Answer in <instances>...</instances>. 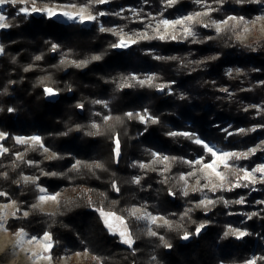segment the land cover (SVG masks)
Returning a JSON list of instances; mask_svg holds the SVG:
<instances>
[{
    "label": "trees",
    "instance_id": "trees-1",
    "mask_svg": "<svg viewBox=\"0 0 264 264\" xmlns=\"http://www.w3.org/2000/svg\"><path fill=\"white\" fill-rule=\"evenodd\" d=\"M44 3L105 14L82 25L19 12ZM132 9L150 20L200 15L192 35L148 37L122 49L114 46L121 38L112 27L144 25L130 19ZM259 11L255 0L10 3L9 28L0 33V132L6 135L0 201H15L19 217L10 218L7 229L50 234L55 261L88 253V264H242L252 256L264 264V180L243 177L264 160V150L233 157L219 186L201 170L212 154L195 142L200 136L245 154L264 139V40L253 46L239 41L245 22ZM231 16L237 21L219 30L214 25ZM228 66L232 77L225 74ZM238 67L242 73L234 72ZM242 80H250V90L241 91ZM195 81L198 87L190 85ZM46 88L57 97L48 98ZM227 124L234 131L229 136L221 132ZM33 135L55 156L16 140ZM38 186L62 193L53 212L38 206ZM206 193L212 203L205 206ZM134 206L169 223L141 222ZM101 209L126 220L133 246L108 231ZM238 230L246 235L238 237Z\"/></svg>",
    "mask_w": 264,
    "mask_h": 264
},
{
    "label": "rangeland",
    "instance_id": "rangeland-1",
    "mask_svg": "<svg viewBox=\"0 0 264 264\" xmlns=\"http://www.w3.org/2000/svg\"><path fill=\"white\" fill-rule=\"evenodd\" d=\"M105 1H107V0H105ZM17 2H22L25 4L27 2V0H17ZM255 2H257V0H255ZM257 3H259V5H260V11L257 14H255L252 19L247 20L245 22V27L243 29V32L239 35V41L246 46H253L251 44L253 41H263L264 40V0H258ZM9 4L10 3H6L5 5L0 6V14H3L6 16V20L3 21V23H5L7 25L6 27L0 28V33H1V31L9 28L8 15H7V10H8ZM33 7L39 9V11H32L31 9ZM23 8H27L28 12L25 13V12L21 11V9H23ZM23 8H21L19 12L22 14H25L27 16H30V15H46L47 17L55 18V19L64 21L66 23H80L82 25H90L93 22H95L97 19H99V17L101 16V14H99V15L93 14L88 6H78V5H74V4H47V3H44L40 6L34 5L32 7H30L26 4V5H24ZM45 9H51L55 14L49 15L47 11H44ZM81 10H83L84 17H85L83 22L80 21V17H79ZM64 12L72 13L73 16L76 17V19H69L67 16L62 15V13H64ZM204 12L209 13V12H211V9H206ZM102 13L105 14V12H102ZM199 14H200V12H199ZM89 15L95 16L96 18L94 20H89V19H87V17ZM188 16H192L193 20H191V21L187 20L186 17H188ZM188 16L175 18V19L163 18L162 20H150V18L147 19L146 12L132 9V10H130V15H129L130 19H132L133 22L144 21L143 27L139 28V29L135 28V30H133V31H128V30H123V29L117 30V27L113 26L112 30L115 32L118 31L120 38L125 41V44L122 46H119V47L122 49H129L140 39H145L148 37H161V36L164 37L163 39H166L168 37H173V35H175V33H180L183 31L187 32L185 29H190L191 31H193L194 25H195L196 21L198 20V16H197V13L192 14V15H188ZM231 17H235V16H231ZM163 20H168L170 23L168 25H164L162 23ZM177 20H184V23L183 24H177V23H175ZM226 21H228V19ZM234 21H237V18ZM224 22L225 21H218L214 25L216 27H217V25H219L220 26L219 29H221L224 26H226V24H227ZM0 49H2V51H0V56H1L3 53L1 36H0ZM233 70L234 69L232 67L228 66L225 68L224 71L228 77H232L233 76L232 75ZM234 72L242 73L243 70H242V68L238 67L236 69V71H234ZM151 80H152V76L149 75L146 81L150 82ZM260 83H262V82L259 81L258 84H260ZM190 85L194 86V87H198V85H200V82L195 81L194 83H192ZM240 85L242 86L241 91L251 89L250 80L245 81V82H244V80H242ZM47 95H48V98H50V99H55L57 97V94L54 91H53V94L50 95L47 93ZM182 95H184V94L182 93ZM230 95L231 96L235 95V91L231 90ZM257 107H259V106H257ZM217 125H219V124H217ZM253 128H255V126ZM240 130L245 131L244 128H242ZM223 131H226L227 136L234 133V131L231 128V124H227V126H223L221 128V132H223ZM34 136L40 138V136H38V135L17 136L16 140H17V138H22V139H25L28 141L27 143H23V144L43 146L41 138H40L38 143L32 142L31 138ZM5 137H6L5 134L3 135V137H0V157L6 151L5 148L3 147V144H2V141L4 140ZM197 139L202 141L201 144L203 146H204V144H207L209 147H211L213 149V151L217 152V155H222L225 152L241 154L240 151H238V150L221 148L217 145L216 142L207 141L203 137L201 138L200 136H198ZM20 144H22V143H20ZM43 148H44L43 150L46 151L50 155V157L55 156V153L53 151H51L50 149H48L44 146H43ZM253 149H255V151H252ZM206 150H207V148H206ZM259 150H264V139L260 140L256 145L250 147L246 151L245 156H248V155H250L256 151H259ZM158 156L159 155H157V157ZM239 156H241V155H238V157ZM233 157H235V156L229 157L227 159L228 167H225L224 162L222 160H219L216 158V156H213L212 160H210L209 162H206L204 165L212 164L214 162L216 171H213L212 169H209V168H205L204 165L202 166L201 170L216 185L222 186L223 184H225V182L227 180V170L230 168V161ZM199 160H201V159H199ZM163 161H165V158H163ZM259 168H264V160L260 161L252 170H246L243 177L245 179L251 180L252 182H254V184H256V182H258V181H263L264 180V173L256 171V169H259ZM193 172H195V170ZM216 172H219L224 177V179L221 180L220 176H218L216 174ZM246 173H251V176L246 178ZM25 180L26 181H37L38 179L35 177L27 176L25 178ZM188 184L189 185L186 187V190H188L191 187V184L190 183H188ZM38 188L40 189L39 200L37 203L38 206L41 208V210H43L45 212H48V213L53 212L59 203V200H60L62 193L51 194L44 187L38 186ZM201 188L206 190L205 186H203V185L201 186ZM41 189H43V191H41ZM46 196H56V199L55 200H41V197H46ZM207 201H211V200L206 193L205 197L203 198L201 203L205 206L209 205L210 203H207ZM133 210H138V211H136V215H133V216H135L136 219H138L137 217H140L142 215H146L147 217H156L157 218L155 223H152L150 218L138 219L139 221L147 223L149 225L168 224L169 223V219H167L164 215L154 214L153 212L146 210L140 206H134L132 208V212H133ZM18 211H19V207L15 201H7V202H1L0 201V264H88L87 259L90 257V255L88 253H75L72 255L64 256L60 261H55L50 254L52 248L54 247V244L51 241H50L52 244L51 250L49 252L44 251V243L45 242H44L43 238L45 235H43L41 237L32 236V235L28 234L27 232L21 230V231H23V233H25V237H24V243L19 244L18 242L20 240V237L18 236V233H20L21 231L16 232V233H12L11 231H9L7 229V223L9 221V219L19 217ZM28 214H29V211H24V216H28ZM115 216L120 217L123 220L124 224L121 225V224H119L118 221H116L114 219L110 220V223L112 225V229H110L106 225L108 231L112 235L118 236L124 245L133 246V244H134L133 237H132L131 230H130L126 220L121 216H117V215H115ZM102 219L104 221L103 217H102ZM104 223H105V221H104ZM122 227L127 228V231L130 234L131 239H132L131 245L124 243L123 238L119 235V232L122 229ZM203 228H204V226H200L199 232L203 231ZM113 230H115V231H113ZM238 232L245 233L243 230H238ZM48 235H50V234H48ZM50 237H51V235H50ZM29 240H32L34 242L29 243L28 242ZM33 253H36V255L33 256ZM47 256H50L51 259L49 260L46 258H41V257H47ZM253 262H254V264H259L257 261V256H252L248 261H245L242 264H253Z\"/></svg>",
    "mask_w": 264,
    "mask_h": 264
},
{
    "label": "snow or ice",
    "instance_id": "snow-or-ice-1",
    "mask_svg": "<svg viewBox=\"0 0 264 264\" xmlns=\"http://www.w3.org/2000/svg\"><path fill=\"white\" fill-rule=\"evenodd\" d=\"M16 2H17V0H0V6L5 5L6 3H12V4H15ZM100 2L103 3V2H105V0H100ZM168 2H169V4H172V3H175V0H168ZM257 2H258V0H257ZM31 10H32V11H39V9H37V8H35V7H33ZM21 11L27 13V12H28V9H27V8H23V9H21ZM44 11H47L49 15H54V14H55L51 9H45ZM62 15L67 16L69 19H76V17L73 16V14H72V13H69V12H64V13H62ZM101 15H103V13H101ZM199 15H200V14L197 13V16H199ZM79 17H80V21L83 22V20H84V18H85V17H84V12H83V10H81V12H80V14H79ZM95 18H96V17H95V16H92V15H89V16L87 17V19H89V20H94ZM186 19L189 20V21H191V20H193V17H192V16H188V17H186ZM5 20H6V16L3 15V14H0V28H2V27H6V26H7L5 23H3V21H5ZM228 20H236V17H229ZM227 22H228V21H225L224 23H227ZM240 22H241V23L244 22V21H243V18L240 19ZM162 23H163L164 25H168L170 22H169L168 20H163ZM175 23H177V24H183V23H184V20H177ZM219 28H220V26L217 25V29H218V30H219ZM102 30H103V29H102ZM185 30L188 32L189 35H192L190 29H185ZM160 38L163 39L164 37L161 36ZM174 38H175V37H173V39H174ZM124 44H125V41H124L123 39H121L120 44H118V45H114V46L118 47V46H122V45H124ZM54 48H55V46H54ZM0 51H2V49H0ZM97 59H98V57H97ZM45 91H46L48 94H50V95L53 94V90H52L51 88H46ZM129 116H131L130 113H129ZM140 118H141L142 120L144 119L143 117H140ZM94 127H95V126H94ZM241 131H243V130H241ZM3 135H4V134L0 133V137H3ZM172 135H177V133H172ZM183 135H188V134H187V133H183ZM31 140H32V142H34V143H38L39 140H40V138L34 136V137L31 138ZM17 142L23 144V143H27L28 141L25 140V139H22V138H17ZM195 142H196L197 144H201V143H202V141H200L199 139H196ZM204 147L207 148V150H208L213 156H216L217 159L222 160V161L224 162V166H225V167H228L227 159H228L229 157H232V156H238V155H246V154H237V153H230V152H225V153H223L222 155H217V152L213 151V149H212L211 147H209L207 144H204ZM252 151H255V149H253ZM116 153H117V155L119 154V142H118V141L116 142ZM165 159H167V158L165 157ZM197 163H199V161H197ZM204 167H205V168L212 169L213 171H216V168H215V164H214V162H213L212 164L204 165ZM256 171L261 172V173H264V168L256 169ZM216 174H217L218 176H220L221 180L224 179V177H223L219 172H216ZM250 176H251V173H246V178H247V177H250ZM41 191H43V189H41ZM0 195H3V193H0ZM55 199H56V196H46V197H41V200H55ZM240 202L242 203L243 201H240ZM207 203H212V201H207ZM99 211H100V215L104 218L105 224H106L110 229H112V225H111V223H110V220H113V219H114V220L118 221L119 224H121V225L124 224L123 220H122L120 217H116L115 214H113V213H106V212H104L102 209L99 210ZM136 211H138V210H133L132 214H133V215H136ZM137 218H138V219H140V218H150L151 221H152V223H155V222H156V219H157L156 217H147L146 215H142V216L137 217ZM113 231H115V230H113ZM197 232H199V229H197ZM152 234L155 235V233H152ZM234 234L237 235L238 237H242V236L246 235V233H243V232H236V233H234ZM119 235L123 238V242H124V243H127V244L131 245V243H132V239H131V236H130V234L128 233L126 227H122V229H121L120 232H119ZM18 236L20 237V240H19L18 243H19V244H23V243H24L25 233H23V231H21L20 233H18ZM187 238H188V236L185 235V236H184V239H187ZM43 240H44V242H45V243H44V251H45V252H49V251L51 250V248H52V244H51V242H50V241H51V237H50V235L45 234ZM28 242L31 243V242H34V241L29 240ZM35 255H36V253H33V256H35ZM41 258H46V259H49V260L51 259L50 256H47V257H41ZM253 264H254V262H253Z\"/></svg>",
    "mask_w": 264,
    "mask_h": 264
}]
</instances>
